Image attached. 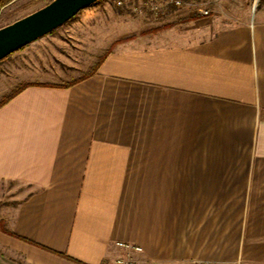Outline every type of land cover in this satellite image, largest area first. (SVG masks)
Returning <instances> with one entry per match:
<instances>
[{"label":"crops","instance_id":"1","mask_svg":"<svg viewBox=\"0 0 264 264\" xmlns=\"http://www.w3.org/2000/svg\"><path fill=\"white\" fill-rule=\"evenodd\" d=\"M210 2L73 84L16 59L53 31L3 62L0 264H264V0Z\"/></svg>","mask_w":264,"mask_h":264},{"label":"rangeland","instance_id":"2","mask_svg":"<svg viewBox=\"0 0 264 264\" xmlns=\"http://www.w3.org/2000/svg\"><path fill=\"white\" fill-rule=\"evenodd\" d=\"M51 1L53 0H13L0 9V29L43 8ZM255 2L256 0L253 4ZM189 16L201 17L197 11H171L164 19L157 21L148 16L135 15L124 8H118L114 0H98L55 29L53 40L52 38L44 40L38 45L39 49L37 45H33L37 46L36 48L29 47L28 52L20 53L21 55H18L20 58L16 59H20L18 62H21L23 67L41 69L42 72L39 73L34 71L38 76L36 78L39 79L57 76L63 81L62 78L65 75L68 76L67 78L71 77L70 73L74 68L79 69L83 77L96 71L99 61L112 47V41L177 24L189 19ZM48 41L54 46L51 50L47 47ZM15 52L0 60V78L11 69L9 64L5 63V65L3 62H7L6 60L14 56ZM42 53L45 58H41ZM25 84L30 83L20 78L19 85L16 86L14 82L1 99ZM0 229L7 232L2 222H0Z\"/></svg>","mask_w":264,"mask_h":264},{"label":"water","instance_id":"3","mask_svg":"<svg viewBox=\"0 0 264 264\" xmlns=\"http://www.w3.org/2000/svg\"><path fill=\"white\" fill-rule=\"evenodd\" d=\"M98 0H53L0 29V60L54 31Z\"/></svg>","mask_w":264,"mask_h":264},{"label":"built area","instance_id":"4","mask_svg":"<svg viewBox=\"0 0 264 264\" xmlns=\"http://www.w3.org/2000/svg\"><path fill=\"white\" fill-rule=\"evenodd\" d=\"M118 8H124L135 15L148 16L154 20H162L171 11H197L202 17L209 16L210 0H114ZM117 250L112 264H139L143 250L130 242H115ZM192 264H215L213 262H194Z\"/></svg>","mask_w":264,"mask_h":264},{"label":"trees","instance_id":"5","mask_svg":"<svg viewBox=\"0 0 264 264\" xmlns=\"http://www.w3.org/2000/svg\"><path fill=\"white\" fill-rule=\"evenodd\" d=\"M13 0H0V9L3 8L5 5L9 4L10 2H12ZM108 53V51H107ZM106 53V54H107ZM106 54L104 55V57L106 56ZM104 57L101 59V61H99L98 65L102 62V60L104 59ZM97 65V67H98ZM96 67V68H97ZM90 74L86 75V76H83L77 80H74L72 81L70 84H73L77 81H80L81 79L89 76ZM70 84H66L65 86L67 85H70ZM34 84H25V85H22V86H19L18 88L14 89V91H12L9 95H7L5 98H3L1 101H0V107L3 106L6 102H8L11 98H13L15 95H17L18 93H20L21 91H23L26 87H29V86H32Z\"/></svg>","mask_w":264,"mask_h":264}]
</instances>
